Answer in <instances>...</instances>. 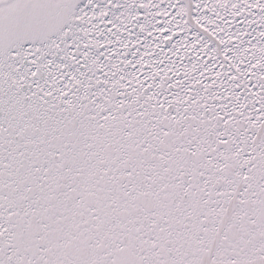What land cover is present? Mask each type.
Wrapping results in <instances>:
<instances>
[{
	"label": "snow or ice",
	"instance_id": "snow-or-ice-1",
	"mask_svg": "<svg viewBox=\"0 0 264 264\" xmlns=\"http://www.w3.org/2000/svg\"><path fill=\"white\" fill-rule=\"evenodd\" d=\"M0 264H264V0H0Z\"/></svg>",
	"mask_w": 264,
	"mask_h": 264
}]
</instances>
